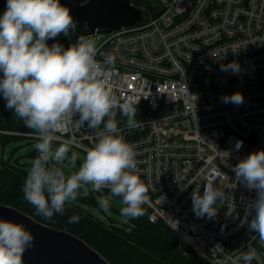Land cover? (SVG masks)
Returning <instances> with one entry per match:
<instances>
[{
	"label": "built area",
	"instance_id": "obj_1",
	"mask_svg": "<svg viewBox=\"0 0 264 264\" xmlns=\"http://www.w3.org/2000/svg\"><path fill=\"white\" fill-rule=\"evenodd\" d=\"M161 1L156 17L84 36L96 42L98 61L113 58L114 94L136 109L137 127L122 115L117 121L135 146L148 219L163 221L211 264H245L249 251L251 264H264V242L245 223L257 194L234 172L264 150V0ZM232 62L236 73L220 70ZM237 92L241 104L223 102ZM95 132L69 127L55 142L87 153ZM1 135L39 140L35 130L0 127ZM206 179L224 193L211 219L193 211L192 194L203 195Z\"/></svg>",
	"mask_w": 264,
	"mask_h": 264
},
{
	"label": "clouds",
	"instance_id": "obj_2",
	"mask_svg": "<svg viewBox=\"0 0 264 264\" xmlns=\"http://www.w3.org/2000/svg\"><path fill=\"white\" fill-rule=\"evenodd\" d=\"M76 27L70 9L60 0H7L0 16V93L7 107L39 139L38 156L23 186L24 198L37 215L51 220L54 214L65 213L66 204L76 200L81 189L86 194L88 186L95 192L107 188L108 194L99 200L103 210L107 212L113 198L120 197L121 214L134 219L144 214L142 206L149 203L148 188L140 179L135 146L120 134L115 109L127 118L128 128L137 127L136 109L121 104L115 96L110 84L114 60L98 61L94 40L81 37L67 48L47 44ZM238 69L236 62L220 68L233 73ZM243 99L239 92L222 97L223 102L237 105ZM84 125L96 130L97 142L87 150L78 170L66 175L61 165L69 161L75 166L78 155L72 152L69 156L66 143L55 148L53 144L59 131ZM234 172L256 191V199L246 209L254 215L250 222L246 217L245 223L264 242V150L241 160ZM206 181L203 195L199 191L192 194L193 211L211 219L224 193L214 186V180ZM78 222L77 215L68 220L69 224ZM33 242L34 236L22 224L0 220V264H23V255ZM254 257V251L245 253V264H251Z\"/></svg>",
	"mask_w": 264,
	"mask_h": 264
},
{
	"label": "trees",
	"instance_id": "obj_3",
	"mask_svg": "<svg viewBox=\"0 0 264 264\" xmlns=\"http://www.w3.org/2000/svg\"><path fill=\"white\" fill-rule=\"evenodd\" d=\"M131 2L135 7L143 10L146 18L156 17L164 9L161 0H131ZM6 4L7 0H0V16L6 10ZM81 37L84 36L70 31L67 36L61 33L55 39H49L47 44L51 47L52 44L59 43L67 48ZM115 111L117 119L121 114L119 108ZM0 127L12 130H34L28 128L14 110L7 107L5 99L0 102ZM12 138L19 137L0 136V203L16 207L40 222L81 237L112 264H211L198 255L191 246L179 241L171 227L163 221L150 222L147 205L142 206L144 214L134 219L130 218L128 225L104 223L74 201L66 204L63 215L54 214L51 220H45L37 215L35 208L24 198L23 186L30 171L25 167L28 164L22 163L20 157L4 156V149ZM37 156V149L26 155L33 159ZM80 200L89 199L83 197ZM73 215L79 217V222L69 224L68 220Z\"/></svg>",
	"mask_w": 264,
	"mask_h": 264
},
{
	"label": "water",
	"instance_id": "obj_4",
	"mask_svg": "<svg viewBox=\"0 0 264 264\" xmlns=\"http://www.w3.org/2000/svg\"><path fill=\"white\" fill-rule=\"evenodd\" d=\"M77 24L73 33L88 36L111 32L144 19L143 10L131 0H60ZM0 220L22 224L34 236L23 264H112L81 237L36 220L28 213L0 203Z\"/></svg>",
	"mask_w": 264,
	"mask_h": 264
},
{
	"label": "rangeland",
	"instance_id": "obj_5",
	"mask_svg": "<svg viewBox=\"0 0 264 264\" xmlns=\"http://www.w3.org/2000/svg\"><path fill=\"white\" fill-rule=\"evenodd\" d=\"M144 18L146 16L144 15ZM2 73H0V76ZM1 96L2 93H1ZM39 142V140L35 138H12L6 145L4 149V156L8 157L12 155L13 158H21V162L24 164H28L25 167H28V169L31 168V163L34 162L35 159L26 157V155L36 150V144ZM60 143L54 142L53 147H58ZM69 146V156H71L72 152H76L78 155V159L75 163V166H73L69 161H65L61 167L64 168L66 175H71L73 172L78 170L80 167L81 161L83 160L86 153L76 148L73 145L67 144ZM109 190L107 189H101L100 192H95L91 189L90 186L87 188V192L85 194V190L81 189L77 199L74 200L78 205H80L86 212L93 215L95 218L99 219L100 221L104 223H114V224H121V225H128L130 223V218L125 217L121 214V209L124 207V205L121 203L120 197L113 198L109 210L105 212L103 208L99 204V200L101 196L107 195ZM86 197L89 200L83 201L80 200V198Z\"/></svg>",
	"mask_w": 264,
	"mask_h": 264
},
{
	"label": "crops",
	"instance_id": "obj_6",
	"mask_svg": "<svg viewBox=\"0 0 264 264\" xmlns=\"http://www.w3.org/2000/svg\"><path fill=\"white\" fill-rule=\"evenodd\" d=\"M4 99L3 96H1V93H0V102Z\"/></svg>",
	"mask_w": 264,
	"mask_h": 264
}]
</instances>
